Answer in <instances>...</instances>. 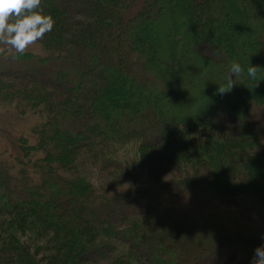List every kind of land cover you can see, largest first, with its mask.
Wrapping results in <instances>:
<instances>
[{
  "label": "trees",
  "instance_id": "16d2710c",
  "mask_svg": "<svg viewBox=\"0 0 264 264\" xmlns=\"http://www.w3.org/2000/svg\"><path fill=\"white\" fill-rule=\"evenodd\" d=\"M39 10L53 20L41 50L0 45V116L35 118L0 140V264H250L264 243V0ZM233 62L259 80L244 71L221 94Z\"/></svg>",
  "mask_w": 264,
  "mask_h": 264
},
{
  "label": "clouds",
  "instance_id": "9594fccd",
  "mask_svg": "<svg viewBox=\"0 0 264 264\" xmlns=\"http://www.w3.org/2000/svg\"><path fill=\"white\" fill-rule=\"evenodd\" d=\"M40 3L41 0H0V44L14 49L15 54H23L27 46L51 30L53 20L41 13ZM244 71L249 79L256 82L259 80L256 66L248 64L245 69L239 62H233L226 86L218 88V91L221 94L230 91L233 76ZM253 255L250 264H264V243L254 249Z\"/></svg>",
  "mask_w": 264,
  "mask_h": 264
},
{
  "label": "rangeland",
  "instance_id": "374dc122",
  "mask_svg": "<svg viewBox=\"0 0 264 264\" xmlns=\"http://www.w3.org/2000/svg\"><path fill=\"white\" fill-rule=\"evenodd\" d=\"M0 45L1 48H7L8 50H12L8 46L2 44ZM25 50L39 51L41 50V47L39 44L34 42L33 44L27 46ZM257 114H258L257 117H259V122H262L264 124V110L260 108V110L257 111ZM34 121L35 118L32 116L21 117L18 116L17 113H13V112L8 114L7 116H0V140L2 141L3 144H7L6 140L11 138L12 133L26 130L27 127H30ZM8 143H10L9 140ZM187 198L188 196H185L182 198V200L185 201ZM211 260L213 259H210L209 263Z\"/></svg>",
  "mask_w": 264,
  "mask_h": 264
},
{
  "label": "bare ground",
  "instance_id": "6f19581e",
  "mask_svg": "<svg viewBox=\"0 0 264 264\" xmlns=\"http://www.w3.org/2000/svg\"><path fill=\"white\" fill-rule=\"evenodd\" d=\"M108 83L114 87V86H118V94L121 93L122 91H124L126 89V85H125V82L123 80H119L118 78L116 77H111L109 80H107ZM111 89V88H110ZM115 93V91H113Z\"/></svg>",
  "mask_w": 264,
  "mask_h": 264
}]
</instances>
